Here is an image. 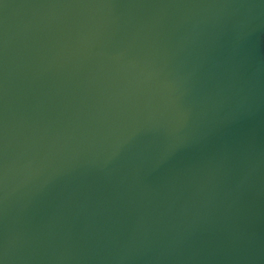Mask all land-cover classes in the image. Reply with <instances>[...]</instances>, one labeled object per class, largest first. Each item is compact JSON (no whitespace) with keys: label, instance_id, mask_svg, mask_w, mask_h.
<instances>
[{"label":"water","instance_id":"1","mask_svg":"<svg viewBox=\"0 0 264 264\" xmlns=\"http://www.w3.org/2000/svg\"><path fill=\"white\" fill-rule=\"evenodd\" d=\"M0 264H264V0H0Z\"/></svg>","mask_w":264,"mask_h":264}]
</instances>
